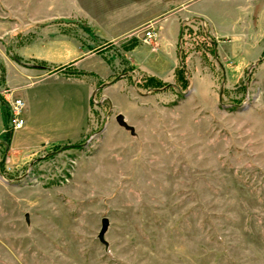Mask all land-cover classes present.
Returning a JSON list of instances; mask_svg holds the SVG:
<instances>
[{"label": "rangeland", "instance_id": "374dc122", "mask_svg": "<svg viewBox=\"0 0 264 264\" xmlns=\"http://www.w3.org/2000/svg\"><path fill=\"white\" fill-rule=\"evenodd\" d=\"M44 29L78 44L45 48L51 62L83 48L80 68L109 73L78 146L0 147V264H264V0H0V45ZM64 68L22 93L34 136L78 134L92 73Z\"/></svg>", "mask_w": 264, "mask_h": 264}, {"label": "crops", "instance_id": "0c3cea01", "mask_svg": "<svg viewBox=\"0 0 264 264\" xmlns=\"http://www.w3.org/2000/svg\"><path fill=\"white\" fill-rule=\"evenodd\" d=\"M234 3H236V0H234ZM213 23V22H212ZM239 25V24H238ZM167 28V32H168V37L171 40V42L174 45V48L176 50L177 53V40H178V36H177V32H176V27L174 25V23L171 22H167L165 23V25H163L162 27ZM161 27L160 25L157 26ZM155 27V29L157 30V33L159 35V44H160V40L162 39V31L161 28L157 29ZM235 28H237V26L234 24L233 26L231 24L225 26L224 28H221V25L215 24L213 23V26L211 28V33L214 36H218V37H228V35H232L235 31ZM225 30V31H224ZM129 31V30H128ZM231 31V32H229ZM44 32H47L46 29H44ZM124 33V32H122ZM42 34V33H41ZM55 33H51L47 32L45 34H43L42 36H40V33L38 34V36L31 40V41H27V42H20L19 46H16V50L18 49V51L16 52L15 50V46H7L5 44H1L0 45V147L4 146L5 150H6V157H9L10 154H12L13 151H16L17 149L20 148H30L32 146L35 145H39L41 143H45V142H52V143H69L71 142H76L79 138H81V136L85 133V130H87L88 124H87V118L89 116V112H90V96L93 92V81L94 79H97L99 76L101 77L103 74V71L107 70L109 73V68H107V64H106V69H83L80 68L79 66V62L90 58L92 56H95V54H88V51L84 50L83 48H79L81 50L80 52V57L76 58L74 56H72L71 51H69V54L66 55L65 58V62L64 63H56V62H51L47 55V52L44 54V49L47 47L51 46H55L58 44H63L65 48H69V45H72V41H74L77 44V42L73 39H69L66 37H62V36H55ZM61 35V34H60ZM120 35V34H118ZM115 38V37H112ZM111 38V39H112ZM108 39V38H106ZM32 47L33 50L29 51V47ZM151 46V45H150ZM137 47H134L133 49L129 50L128 52H125V55H127V58L129 60H131L132 63H134L135 65L137 64V66H140V68L147 70L148 72H150L151 74H155L158 76H164L161 73L155 72L147 67H145L142 63L143 61L140 60L141 58L136 55H131L132 52L135 53ZM152 51H157L155 49H153L151 47ZM21 51V52H20ZM11 52L15 53L16 55H18L21 59L27 61L28 63H34L35 65H31V66H27L24 65L22 63H19L18 61H16L15 59L12 58L11 56ZM19 52V53H18ZM101 62H103L102 59H100ZM69 68H79L81 70H85L88 72H91L92 74L88 75H82L83 77L81 78H87L88 77V95H87V102L85 107V112L83 114L82 120L80 122V128L78 130V134H76V136L74 137H68L65 139H51V138H45V137H41L39 136V134H36L35 136L33 135V133L36 131L34 126V123H32L31 119H30V115L28 117L25 116L26 119V123L24 125V127L20 130H15L11 133V136L8 137V133H7V126H8V102L9 99L11 97V93H13V96H17V97H22V93L24 91H26L29 86H31L37 79H40L41 77L44 76V69H51V68H56V67H65L64 68V72H68L69 70L66 69V67ZM60 72H63L61 70H58ZM57 71V72H58ZM105 71V72H107ZM55 73V72H53ZM51 73V74H53ZM93 73H95L96 75H94ZM99 75V76H98ZM76 76H70L69 78H73ZM8 91V92H7ZM24 99V98H23ZM25 101V113L28 111V102L24 99ZM18 132H21V136L17 135ZM20 137H22V139H20ZM36 137V138H35ZM24 139V140H23ZM34 139H36L35 141H33ZM68 145H77V144H66L64 145L65 147ZM1 160V159H0Z\"/></svg>", "mask_w": 264, "mask_h": 264}, {"label": "built area", "instance_id": "2783aa9c", "mask_svg": "<svg viewBox=\"0 0 264 264\" xmlns=\"http://www.w3.org/2000/svg\"><path fill=\"white\" fill-rule=\"evenodd\" d=\"M158 38L159 35L155 27L150 25L143 31L141 40L143 43L151 45L153 49H156ZM25 123V101L23 98L13 96V93H11V97L8 102L7 130H20L24 127Z\"/></svg>", "mask_w": 264, "mask_h": 264}, {"label": "water", "instance_id": "95a60500", "mask_svg": "<svg viewBox=\"0 0 264 264\" xmlns=\"http://www.w3.org/2000/svg\"><path fill=\"white\" fill-rule=\"evenodd\" d=\"M116 121L118 122L119 125L123 126L124 128L129 129L131 131L134 130V127L126 121L125 116L123 114L119 113L116 116ZM69 146H78V145H68L66 147H69ZM108 223H109L108 218H104L103 219V225H102L101 231L99 233V238L101 241H105L104 236H105V233H106L107 228H108Z\"/></svg>", "mask_w": 264, "mask_h": 264}, {"label": "trees", "instance_id": "16d2710c", "mask_svg": "<svg viewBox=\"0 0 264 264\" xmlns=\"http://www.w3.org/2000/svg\"><path fill=\"white\" fill-rule=\"evenodd\" d=\"M10 54H11L12 58L15 59L16 61H18L19 63H22V64L27 65V66H31L30 63H28L27 61L21 59V58H20L18 55H16L15 53L11 52ZM149 81H155V79H154V78H150ZM10 136H11V133H8V137H10Z\"/></svg>", "mask_w": 264, "mask_h": 264}]
</instances>
